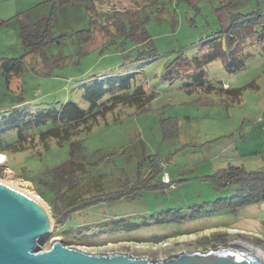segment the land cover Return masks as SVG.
<instances>
[{
  "label": "rangeland",
  "instance_id": "1",
  "mask_svg": "<svg viewBox=\"0 0 264 264\" xmlns=\"http://www.w3.org/2000/svg\"><path fill=\"white\" fill-rule=\"evenodd\" d=\"M58 2L0 0L6 17L0 26V56L20 57L24 52L21 27L52 17L54 34L64 40L49 47L48 55L66 60L53 69L52 76L28 71L9 84L0 68V114L13 107L35 112L67 101L89 109L86 87L94 76L104 81L130 75V92L141 86L154 98L144 107L119 103L104 116L97 113L89 130L82 126L61 143L51 139L45 145L36 140L23 151H0V181L34 196L53 216L51 206L28 178L47 175L70 160L84 163L88 168L84 181L91 188L87 195L107 198L75 213L68 224L109 222L135 227L127 232L132 241L67 244L89 253L165 259L236 242L264 251V201L226 207L219 199L234 195L236 188H218L208 177L229 166L248 171L264 167V34L261 27L255 28L239 38V49L232 52L227 31L231 13L264 14V0H243L226 9H220L222 0H159L146 10L148 32L159 55L140 64H132L131 54L115 45L103 47L101 33L81 48L74 34L89 26L85 1L59 6ZM96 2L99 10L125 12L142 0ZM17 8L22 10L20 15ZM221 50L223 57L198 64L204 65L199 81L193 74L200 68L184 66ZM209 83L215 90L207 88ZM222 86L242 88L241 97L219 90ZM121 89L119 84L106 90L103 101ZM162 181L165 185L159 186ZM61 230L54 224L53 232L39 241V250H48L55 238L64 244ZM154 236L164 238L154 241Z\"/></svg>",
  "mask_w": 264,
  "mask_h": 264
},
{
  "label": "trees",
  "instance_id": "2",
  "mask_svg": "<svg viewBox=\"0 0 264 264\" xmlns=\"http://www.w3.org/2000/svg\"><path fill=\"white\" fill-rule=\"evenodd\" d=\"M74 1L76 0H59L58 6ZM83 1L86 4L89 26L86 29L77 30L74 34V38L81 48L91 44L97 33H101L103 36L102 46L115 45L122 52H126L125 54H131L129 59L132 64L152 61L158 57L154 40L148 32L147 24L150 17L146 10L158 3L159 0H142L141 3L137 2L134 9L125 12L115 9L102 11L97 8L96 0ZM239 1L243 0H222L220 9H226ZM54 4L56 5V2ZM257 27H261L264 34V14L260 11L231 13L230 25L227 28V31L231 33V51L239 49V38L252 34V31ZM20 36L24 49L23 54L20 57L0 58V68L8 84L14 78H20L28 71L43 76H52L53 69L66 62L65 57L57 58L48 55L49 47L55 44L61 45L64 40L62 35L54 34L52 17L32 26H22ZM224 55L222 50L209 53L202 58H196V61L185 63L184 66L188 64L196 67L197 65L200 72L197 71L198 74L193 75L194 79L199 81L200 78L202 79L204 65L201 67L198 64L201 62L207 64ZM243 67L244 62L241 60L237 69L241 70ZM228 69L229 71L237 70L233 67ZM101 78V76H94L92 83L86 87L91 103L89 109L81 108L74 101H67L61 103L59 107L50 104L44 105L35 112L13 107L0 114L1 134L4 132V135L0 137V151H23L30 145L33 146L36 140H40L45 145L51 139L61 143L70 139L82 126L85 130H89L92 121L97 120V113L104 116L119 103H136L137 106L144 107L154 98L153 94L147 93L141 86L135 87L136 90L130 92L132 87L130 75L125 78L110 76L104 81ZM119 84L122 89L112 92L111 97L107 101H103L102 98L106 90L110 92L117 89ZM207 86L208 89L215 90L214 84L209 83ZM219 90L225 93H240V97L242 94V88L231 89L222 86ZM15 132H17L15 137H11V134ZM87 176L88 168L84 163L70 160L47 172V175H40L35 180L28 178L35 182L38 194L51 206L55 227L59 230L62 229L64 244L101 245L135 240L127 233L135 228L132 226H117L109 224V222L87 225L68 224L75 213L92 207L107 198L105 195H87L91 189L90 185L84 181ZM154 176L152 174L150 177ZM208 177L218 188L232 186L236 188L234 195L219 199L226 207L235 209L264 201V167L248 171L242 166H229L219 169ZM160 185H165V182H160ZM174 235L179 234H171V236ZM163 238L164 236H154L151 239L158 241Z\"/></svg>",
  "mask_w": 264,
  "mask_h": 264
},
{
  "label": "water",
  "instance_id": "3",
  "mask_svg": "<svg viewBox=\"0 0 264 264\" xmlns=\"http://www.w3.org/2000/svg\"><path fill=\"white\" fill-rule=\"evenodd\" d=\"M53 227V216L40 200L0 181V264H264L261 253L238 242L165 259L93 254L64 245L60 238H55L48 250L40 251L39 241L51 234Z\"/></svg>",
  "mask_w": 264,
  "mask_h": 264
},
{
  "label": "crops",
  "instance_id": "4",
  "mask_svg": "<svg viewBox=\"0 0 264 264\" xmlns=\"http://www.w3.org/2000/svg\"><path fill=\"white\" fill-rule=\"evenodd\" d=\"M27 8L32 9V8H34V7H33V6H31V7L29 6V7H27ZM27 8H25V9H27ZM0 12H1V13H0V26H1V25H3L2 22H6V17H2V16H4V13L2 12V10H0ZM16 12H17L16 15H20L21 12H22V10L17 8V11H16ZM16 15H15V16H16ZM0 39H1V35H0ZM4 57H5V56H4ZM4 57H3V56H0V58H4ZM8 58H13V57H8Z\"/></svg>",
  "mask_w": 264,
  "mask_h": 264
},
{
  "label": "bare ground",
  "instance_id": "5",
  "mask_svg": "<svg viewBox=\"0 0 264 264\" xmlns=\"http://www.w3.org/2000/svg\"><path fill=\"white\" fill-rule=\"evenodd\" d=\"M238 243L245 244V245H248L249 247H252L251 245H249L247 243H242V242H238ZM253 248L256 249L255 247H253ZM256 250L264 256V251L263 250H261V249H256Z\"/></svg>",
  "mask_w": 264,
  "mask_h": 264
}]
</instances>
